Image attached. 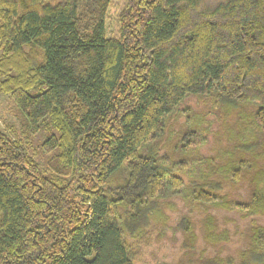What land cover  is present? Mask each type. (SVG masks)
Returning <instances> with one entry per match:
<instances>
[{
	"label": "trees",
	"instance_id": "1",
	"mask_svg": "<svg viewBox=\"0 0 264 264\" xmlns=\"http://www.w3.org/2000/svg\"><path fill=\"white\" fill-rule=\"evenodd\" d=\"M110 3L0 0V93L29 134L58 133L43 168L0 130V264H135L172 197L184 250L193 207L250 219L248 242L235 259L155 264H264V0H124L107 36ZM216 227L203 236L221 251Z\"/></svg>",
	"mask_w": 264,
	"mask_h": 264
},
{
	"label": "rangeland",
	"instance_id": "2",
	"mask_svg": "<svg viewBox=\"0 0 264 264\" xmlns=\"http://www.w3.org/2000/svg\"><path fill=\"white\" fill-rule=\"evenodd\" d=\"M124 0H111L108 11L105 17V31L107 36H114L117 32V13L122 7ZM35 92V89L31 90V93ZM181 108L192 107V109H198V112L203 111L202 103L197 104L193 97H188L182 104ZM198 105V106H197ZM186 111L182 112L181 121L184 122L186 118ZM189 115V114H188ZM190 118V116H189ZM208 119L213 120L212 129L218 130L220 124L214 120L212 115H208ZM190 120V119H189ZM175 122L173 119V128H182V124ZM170 124V123H169ZM186 124L184 128H187ZM0 130L7 134L14 140H20L26 146L28 154L41 166L45 167L48 158L53 155L47 154L41 151L39 148L41 143L50 135H58L57 131L48 124L46 120L41 122L39 131L31 135L27 129V121L22 115L15 103L9 99L7 95L0 93ZM206 133V132H204ZM210 138L207 144L201 147L204 153H211L213 146L210 143ZM176 150V149H175ZM48 176H52L47 173ZM234 196V195H233ZM172 204L167 209L169 214L168 226L164 229L163 233L159 235L156 230H151L148 236L138 243L137 249L132 247V252L135 254V264H155L159 261L175 262L185 258L190 259L192 262L198 258L204 259L211 257L215 252L220 253L222 256L229 255L232 258L238 257V252L246 246L248 242L247 233L251 222L250 219H242L237 213L227 212L214 206H207L200 208L193 207L192 215H188L193 225V231L196 239L193 241V247L191 249L184 250L182 243L186 241L185 235L178 229H176L179 218L184 212L183 201L179 198L172 197ZM208 219H212L216 224V232L220 233L223 230H227V241H222V250H214L203 236L204 224ZM257 223L264 226V217H258ZM191 241V242H192ZM218 246V245H217ZM218 248V247H217Z\"/></svg>",
	"mask_w": 264,
	"mask_h": 264
}]
</instances>
